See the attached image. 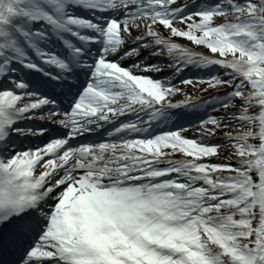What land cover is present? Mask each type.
I'll return each mask as SVG.
<instances>
[{"label": "snow or ice", "instance_id": "1", "mask_svg": "<svg viewBox=\"0 0 264 264\" xmlns=\"http://www.w3.org/2000/svg\"><path fill=\"white\" fill-rule=\"evenodd\" d=\"M0 264H264V0H0Z\"/></svg>", "mask_w": 264, "mask_h": 264}, {"label": "rangeland", "instance_id": "2", "mask_svg": "<svg viewBox=\"0 0 264 264\" xmlns=\"http://www.w3.org/2000/svg\"><path fill=\"white\" fill-rule=\"evenodd\" d=\"M178 87L182 88L184 90V92L186 93H190L191 95L195 96L200 94L199 93V87H203V85H200L199 87H193L192 85H178ZM208 91H212V89H208ZM176 98H181L179 95ZM188 135H192L193 133L191 131H189L187 133ZM177 157L179 156V154H175Z\"/></svg>", "mask_w": 264, "mask_h": 264}]
</instances>
